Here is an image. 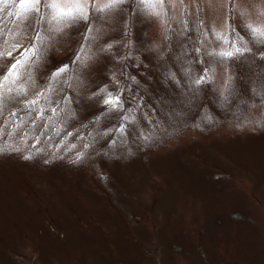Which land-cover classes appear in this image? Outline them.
Here are the masks:
<instances>
[{
	"label": "rangeland",
	"instance_id": "rangeland-1",
	"mask_svg": "<svg viewBox=\"0 0 264 264\" xmlns=\"http://www.w3.org/2000/svg\"><path fill=\"white\" fill-rule=\"evenodd\" d=\"M251 2L240 0L241 5ZM19 3L15 0V6L9 4L0 16V21L7 18L0 44L7 39L13 22L26 17L22 25L25 44L0 61V75H7L10 65L26 48H38L42 55L32 57V61H39L35 69L32 65L37 87L28 86L26 75L17 85H27V94L19 97L36 99L38 94L44 95L37 105L39 114L28 118L30 127L26 125L25 129L30 133L29 138L25 136V149L15 142L9 148L0 139L4 153L0 157V179L19 169L27 184L40 191H26L25 183L12 192L14 206L10 199H0V264H264V45L250 44L251 51L230 58L209 54L221 51L213 28L222 30L225 17L230 25L228 49L236 44L237 34L248 38L235 5L226 0H164L162 12L156 4L158 14L145 8L140 0H125L103 11L93 5L88 9L87 21L72 23L45 46L40 37L48 35L45 16L51 10L40 5L38 10L17 16ZM140 37L150 40L138 42ZM165 42L169 50L164 49ZM108 44L112 47L106 51ZM153 44L163 50L161 61L165 57L162 62L168 67L161 64L160 58L154 59L156 63L150 58L151 51L146 49ZM124 48L127 69L122 68L124 62L120 59ZM192 54L196 55L194 61ZM60 60L68 66L61 75L68 83L54 80L50 84L49 78L59 67L54 68V63ZM197 65L199 72L195 71ZM170 68L176 72L171 73ZM209 69L214 70L211 83L197 87L189 82L188 75L194 80ZM174 74L182 85L175 89L167 113L161 109L153 119L159 129L151 135L143 129L139 135V142L157 135L156 140L137 146L128 145L126 135L117 129L123 122L135 120L138 126L132 124L133 129L148 126L131 101L124 112L119 96L120 106L109 110L103 103L105 96L97 95L96 104L94 99L86 104L88 93L81 94L91 91L90 87L95 86L90 84L100 75L111 83L134 82L138 92L147 87L143 81ZM49 84L55 93L49 91ZM65 84L73 86L70 90L75 103L63 90ZM17 96L11 92L5 98ZM61 111L67 118L60 115ZM126 116L134 120H126ZM87 120L85 126L92 127L89 132L80 127L72 130V123ZM113 138L118 140L115 149L108 141ZM47 141L50 144L45 148ZM188 146L209 154L204 168L216 176L215 184L221 187L209 198L194 196L199 200L194 207L184 194L183 199L171 198L161 180L152 179L147 189V183L143 185L137 177L141 164L150 156L167 151L184 154ZM45 152L51 157L43 161ZM78 153H83L79 160ZM134 154L135 158L123 161ZM29 155L30 159L24 158ZM69 155L77 166L67 162ZM192 155L206 156L197 155L196 150ZM112 156L117 167L102 165ZM24 160L28 166H20ZM105 171L115 174L118 181L103 180L101 174ZM183 175L178 178L179 184L187 185L192 194L196 189L185 178L190 170ZM98 181L103 194L97 189ZM3 186L0 181V191ZM154 195L156 205L168 198L172 218L165 223H160L158 216L148 221L145 207ZM141 206L144 219L139 214ZM16 235L18 240L15 237L11 244L10 239Z\"/></svg>",
	"mask_w": 264,
	"mask_h": 264
},
{
	"label": "trees",
	"instance_id": "trees-1",
	"mask_svg": "<svg viewBox=\"0 0 264 264\" xmlns=\"http://www.w3.org/2000/svg\"><path fill=\"white\" fill-rule=\"evenodd\" d=\"M189 36V33L188 35ZM150 39L148 40H143L141 37L138 39V42H143V43H147ZM191 42V40H190ZM196 44V42H194ZM198 44H200V42H197ZM151 44V43H149ZM181 44V43H180ZM165 45L166 42L164 43L163 47H165V50H169V47H166ZM182 45V44H181ZM143 46V45H141ZM146 50H150V58L152 59V61L154 63H156V61L154 59H158L164 56L163 50H159L157 46H148V49ZM59 52L61 53V55H63L64 53H62V50L59 49ZM160 52V56L156 57V54ZM122 56H121V60L124 62L122 65L123 69H127V52L126 49L124 48L122 50ZM176 54H178V51L175 52ZM175 55V54H174ZM192 61L196 60V55L192 54L190 55ZM178 57V56H176ZM165 57L163 58L162 61L164 60ZM161 61V64L165 67H168V65H164L163 62ZM64 63H66L64 60H60L56 63H54V68L56 67H62L64 66ZM63 64V65H62ZM173 64L175 65V67H178V62L177 59L173 56ZM136 65V64H135ZM162 65H159V67H163ZM34 69L37 67V64L33 65ZM59 67L57 69H59ZM55 69V70H57ZM195 71L199 72L201 71L198 68V65L195 67ZM55 72V71H54ZM126 72V71H125ZM125 72H123V74H125ZM165 72V71H164ZM170 72L174 73L176 71H174L172 68H170ZM177 72L180 75V72L177 70ZM196 75V74H194ZM46 76V75H45ZM164 76V75H163ZM166 79H153V80H147L148 83L143 81V85L147 86L145 89H139L137 92V88H135L134 86V82L131 84L128 82V84H123V83H119L118 81H115V83H111L108 79L104 78L103 76L100 75L98 80H94L92 84L90 85H94L95 87H90L91 91H82L81 94L86 95L88 93V98H85V102L86 104H88V100L90 99H94V103H97V95L98 97L101 96H105V93L102 92V89H106L107 92L112 93L113 96H122V109L124 112L127 111L129 105L128 103L131 101V106L134 107L136 109L137 114H139L142 117V121L145 122V120L149 123L148 126H146L145 128H143L145 125H142L141 128L139 127V129H133V125L132 124H137V121H133V123H128V122H123V126L122 128L124 129L123 132L126 135V138L128 139V145L130 146H137L140 145L142 143L145 142H151L156 140V138L153 139V137L149 138V139H141V141L139 142V135L141 133V131L144 129L147 132H150L149 135H151L155 130H158L159 127H157L156 125L153 124V119L157 118V116L159 115L161 109H163V113L166 114L167 113V107L168 105H171L172 102V97L174 96L173 94L175 93V89H178L179 86L182 85L181 79H178V75L174 74V75H168V76H164ZM180 77V76H179ZM189 82H193V80H191L189 78V75L187 76ZM169 78V79H168ZM120 80V79H119ZM125 80V79H124ZM178 80V81H177ZM22 81V79L18 80L17 82ZM53 79L49 78V82L50 84H53ZM55 82H61V83H68V81H65L63 78H60L58 80H55ZM150 83L152 85H150ZM48 85L47 87H52L51 85ZM172 88H171V86ZM69 84H65L62 88L64 91H66L68 94H70L71 96H67L69 97L71 100L76 99L72 94H73V86H68ZM106 85H108V87H106ZM153 85H156L154 87V89H151V87ZM129 87V89H128ZM71 89V90H70ZM84 90V89H83ZM51 92L55 93V91L52 89ZM172 92V93H171ZM126 93H127V101H126ZM16 94V93H15ZM80 94V95H81ZM35 99L34 96H23V97H19V95L17 97H13L10 99L5 98L4 100V106L2 111H0V139H3L7 145V147L11 148V143L15 142L18 147H23L25 149V142L27 141V138H29V131L25 129L26 125H28L30 127V123L28 121V118L30 119V117L34 116L35 114L38 115L39 111L37 110V105H31L28 102L30 100ZM99 101V100H98ZM75 103V102H74ZM65 109V108H64ZM140 109V110H139ZM66 110V109H65ZM139 111L141 112V114L139 113ZM60 115L64 116V118H67L66 114H63V111L60 112ZM17 121V123H16ZM19 121V122H18ZM89 120L87 121H83V122H74L72 123V130H74L75 128L80 127L82 129V131H87L89 132L90 129L92 128H87L85 126V124H87ZM110 121H112L110 119ZM24 125V126H23ZM110 126V123H109ZM85 127V128H84ZM111 127V126H110ZM119 125L117 126V129H122ZM89 129V130H88ZM114 131H116L115 128H112ZM96 133V131L94 132ZM27 138H26V137ZM162 140H166V139H162ZM43 139H39V143H42ZM108 141H112V143L110 144L111 147H113V149H115L117 147V142L118 140L116 139H109ZM121 143V142H120ZM119 143V144H120ZM50 144V141L46 142V144L44 145V147H48ZM113 144V145H112ZM211 146V145H210ZM43 147V148H44ZM196 150V154L197 155H206V156H202L200 158H195L192 155V151ZM183 153L184 154H180V153H175V154H169V152H164L163 154L160 155H152L150 156L148 159L144 160L145 163L142 165L141 164V169L139 171V175H137V177L139 178V182L142 183L143 185H146L147 183V189H150V187L148 186V184H151L152 179L155 181H159L161 180V183L163 185H166L167 188H165L168 192V194L170 195V197H174L176 199H183V197L185 196L189 203L193 204V207L195 206V202H199V200H197L194 196H204L205 198H209L211 196H214L217 194V190L221 189V187L216 186V176L205 170L204 165L206 162H209V154L204 150V149H198V148H191L190 146L186 147L185 149H183ZM53 155V154H52ZM176 155V156H173ZM136 154H134L133 156H125L123 158V161H129L130 159L135 158ZM173 156V157H172ZM179 156L181 158H179ZM0 157H4V153L2 151H0ZM11 157V155H10ZM51 157V154L49 153H44L42 156V160H48ZM30 160H28L29 163ZM143 161V162H144ZM67 162L72 166L75 167L78 165L77 162H75L74 160H72L71 155H69L67 157ZM41 167H43L40 163H38ZM106 164H116L113 165L115 167H117V161L115 159V156H112L110 159L106 160L104 159V161L102 162V165H106ZM28 166V164L25 162V160L23 162L20 163V166ZM38 170H40V168L37 167ZM32 170V169H31ZM188 170H190V176H185V178L187 179V184L188 182L190 183V185H193L192 187H194L196 190H194V192H192V194L189 193V191L185 188L187 187V185L184 184H179L178 178H180L182 176L183 178V173H187ZM11 171V170H10ZM212 171H215V167L212 166ZM13 172V171H11ZM33 172V171H32ZM7 174V173H6ZM35 173L33 172V175ZM101 178L103 180H107V179H111V180H117L115 174L110 173V172H103L101 174ZM128 178V176H127ZM28 179H30L28 177ZM100 181V178H98ZM216 180V181H215ZM0 181L3 182V187L1 188L0 191V199H10L11 202L13 201L12 198V192H14L16 189L22 188V186L26 183V188L25 190L30 192V191H36L38 189L36 188H32L30 187L27 182L25 177L23 176V171L19 170L16 171L13 174H8L4 177H1ZM28 181V180H27ZM99 181L97 182V189L102 193L103 188L102 186H98ZM193 181V182H192ZM135 187V186H134ZM40 191V190H38ZM163 193L166 192L163 190ZM103 194V193H102ZM182 194H184V196L182 197ZM169 197L170 200H172ZM202 198V197H201ZM194 201V202H192ZM5 204H7V202L4 200ZM218 202V201H217ZM168 198L161 202V204H157L156 205V195L153 196V199H149L148 201V206L145 207V209H148V221H150V219L152 217L156 218L158 216L160 223H165L167 222L170 218H172L171 216V211L168 207ZM214 204H216L214 202ZM13 206H14V201H13ZM205 209V206H202ZM139 214L142 217V219L145 218V213L142 210V206L139 207ZM139 216V217H140ZM20 233V232H19ZM16 239L18 240V236H13L10 241L11 244H13V241ZM20 257V256H19Z\"/></svg>",
	"mask_w": 264,
	"mask_h": 264
},
{
	"label": "clouds",
	"instance_id": "clouds-1",
	"mask_svg": "<svg viewBox=\"0 0 264 264\" xmlns=\"http://www.w3.org/2000/svg\"><path fill=\"white\" fill-rule=\"evenodd\" d=\"M140 2L144 5L145 8L153 11L155 13V7L149 5L148 3L144 2V0H140ZM50 4H56L57 7L62 8L65 12L68 10H75L77 7H80L84 10V14L82 15H74L71 18L67 19H57L56 10L55 8L50 9L51 11L46 14L45 21L48 25L46 31L48 35H41L40 41L47 46L49 40H55L57 35L62 33L66 28L71 27L72 23L78 20H88V9L90 6H95L97 10L99 9H109L114 8L118 4L125 3V0H48ZM226 3L234 4L236 7L237 12L240 15V18L243 22V27L246 29L248 33V38L245 39L242 36L237 34L236 44L243 45L242 48L246 49L247 51H251L250 44H255L257 46L264 45V0H252L250 4L241 5L240 0H226ZM160 4V11H163V3ZM11 15V13H8ZM26 17L21 18L19 22H13V27L9 29L7 33V39L4 40L3 44L0 45L2 51H0V61H3L7 57H11L12 53L17 51L18 49L24 47L25 44V33L22 29L23 21ZM0 36L5 35L4 28L7 27V18L5 17L4 20L0 21ZM229 28L230 25L228 23L227 17H225V21L222 27V30H217L213 28V33L215 39L221 42V51H229L230 49L227 48L229 44ZM207 37V34H205ZM30 53H35L37 56L42 55L39 53L38 48H33L31 50L25 49L24 52H21L20 57L16 59V62H20L22 59L24 63L22 64L19 72L21 77L27 76L26 83L31 88H36L37 83L35 80V74L32 71V65L37 64L39 61L35 60L31 63H28ZM264 57V53L261 54ZM27 66V67H26ZM0 67H3V64L0 63ZM67 65L59 68L60 72H66ZM56 71L52 74L55 75ZM60 78V77H59ZM59 78L55 79L58 80ZM27 94V89L25 91ZM223 94V93H222ZM211 119L210 117L208 118ZM199 127V125H197Z\"/></svg>",
	"mask_w": 264,
	"mask_h": 264
},
{
	"label": "snow or ice",
	"instance_id": "snow-or-ice-1",
	"mask_svg": "<svg viewBox=\"0 0 264 264\" xmlns=\"http://www.w3.org/2000/svg\"><path fill=\"white\" fill-rule=\"evenodd\" d=\"M144 2L148 3L149 5L155 7L157 3H164V0H144ZM9 4H12L15 6V0H0V16L4 13L5 9ZM43 5L49 9L55 8L56 10V16L57 19L63 20L67 18H71L74 15H82L84 14V10L80 7H77L75 10H68L65 12L62 8H59L56 6V4H50L48 3V0H20L19 3V10L16 12L17 16H22L23 13L32 11V10H38V6ZM105 9H99V11H103ZM12 14V13H11ZM2 45V44H0ZM112 47L111 44H108L105 46V50H109ZM0 51H2V48H0ZM247 51L246 49L237 46L236 44H233L232 48L229 51H220V52H210L209 54H215L223 58H230L233 57L235 54H242L243 52ZM30 59L28 63H31L32 57H35V53L29 54ZM264 58V57H262ZM24 63L23 59L20 62L13 63L10 65V68L8 70L7 75H0V111H2L4 106V100L7 93L15 92L17 95H26L25 91L27 89V85L25 83H20L17 85V81L21 79L20 75V68L22 64ZM212 71L213 69L206 70L202 75L198 76L193 80V84L197 87H199L202 84L205 83H211L212 81ZM64 72H60L59 69L56 71L55 75L52 74L51 79L55 80L59 78ZM9 84L13 85L14 87H9ZM49 91H51V88H49ZM102 92L105 93V99L103 100V103L108 106L109 110H115L117 109L120 104V97L119 96H113L112 93L107 92L106 89H102ZM44 95L43 93L38 94L36 99L30 100L28 103L31 105H38L40 96ZM47 98V97H45ZM41 114H43V108L40 109ZM55 112V109H53ZM126 120H134V117H125ZM124 129H121V132H123ZM74 147V146H73ZM0 151H3V148L0 147ZM83 156V153H78L76 159L79 160ZM25 159H30L31 156H25Z\"/></svg>",
	"mask_w": 264,
	"mask_h": 264
}]
</instances>
